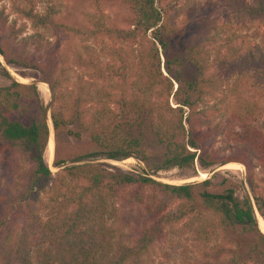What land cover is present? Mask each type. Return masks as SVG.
I'll list each match as a JSON object with an SVG mask.
<instances>
[{"label": "trees", "instance_id": "16d2710c", "mask_svg": "<svg viewBox=\"0 0 264 264\" xmlns=\"http://www.w3.org/2000/svg\"><path fill=\"white\" fill-rule=\"evenodd\" d=\"M78 1L93 12L63 20L54 5L9 0V20L0 9V58L39 72L51 92L48 109L34 83L0 86V165L13 185L0 192V264H33L36 250L40 264H138L165 243L181 250L179 264H264L254 211L264 219V0H231L236 29L262 38L229 40L219 70L216 37L178 26L177 0ZM108 4L121 7L120 24L102 17ZM219 96L223 110L202 106ZM48 112L55 172L44 160ZM222 113L238 132L225 133ZM128 158L140 173L100 162ZM231 163L251 196L218 173L182 185L153 178Z\"/></svg>", "mask_w": 264, "mask_h": 264}, {"label": "rangeland", "instance_id": "374dc122", "mask_svg": "<svg viewBox=\"0 0 264 264\" xmlns=\"http://www.w3.org/2000/svg\"><path fill=\"white\" fill-rule=\"evenodd\" d=\"M46 4L56 6L63 20H67L70 16L76 15L77 18H80L79 12L82 9L91 13L93 12L90 7L83 5L82 2L78 0H39V10H41ZM230 5L231 0H177L176 3L173 5L174 8L172 11V15L178 26H183L184 30H187L189 34L197 33L198 29L206 27L204 33H209L210 36L216 37L219 43L216 44V48H214V50L212 51L211 60L213 62L214 68L218 70L220 66L219 61L223 59L224 55H228L229 45H227V42L229 40H233L234 45H240L245 48L248 46L257 45L260 42V39L262 38L261 34H258V32L253 28L250 30L236 29L237 27L234 23L235 17L233 16V11L230 8ZM0 9H4L5 14H10L9 0H0ZM101 10L102 17L105 20L107 19L108 23H121L123 12L120 6L116 4H108L103 6ZM14 18L15 16L13 14H10L9 20H13ZM211 23H213V25L217 24V28L213 27ZM31 34H33V31L28 26L26 34L24 35ZM49 38L51 42L57 41L55 40V38ZM70 69L71 71L68 75L71 78V81H73V78L76 77L75 72L77 69H75L74 66H70ZM3 71H5L7 75L3 73ZM219 75L222 76L223 72H219ZM11 82H18L23 84H36L43 104L49 109L51 103V92L47 84L42 82L40 73L32 69H23L15 66H7L0 58V86H7ZM220 93H223L227 97L229 96L228 90L226 88H223ZM222 101V96H219L218 98L216 97L214 100L206 101L202 106L206 108L208 106L215 105L218 106V109L223 110L224 103H222ZM48 121L50 122L49 112ZM217 123L220 124V127H225V133H236L239 131V128H237L234 123L229 122L228 117H226L224 113H222L219 119H217ZM263 123L264 117L262 118L258 126L264 125ZM50 131L53 140V129L51 124ZM204 131H206V128L202 129V132ZM65 142L66 141H63L62 149L63 147L64 149H66L67 147V145H65ZM47 154L48 153L45 149L44 160L51 169V171L55 172L56 169H54L53 167L54 148L51 162H48ZM100 162L111 167L120 169L121 171L130 173H140L143 169V165L134 158H128L120 162H109L107 160H101ZM232 168L233 169L229 170L224 168L223 166L215 167L208 171H200L197 168V175L195 176L189 175V171H180L176 168H173L170 170L160 171L155 176H153V178H155L157 181L167 184L182 185L186 183L201 182L205 179H209L213 174L218 173L221 177L230 178L234 182L238 183V186H240L238 189L240 195H244L247 193L251 196L249 186L246 183L241 184V181H243L244 174V169L242 165L234 164L232 165ZM255 174L257 177L256 185L260 188L261 193L264 194V184L261 181V178L263 177V170L258 169L255 171ZM201 175H204L205 178L201 177ZM9 179L10 175L8 174V171L4 169L2 165H0V192H3V194L9 195L13 191V185ZM254 211L257 224L260 229V223L264 224V219L260 217L256 208L254 209ZM39 253L40 251L38 250L33 252V264L41 263V260H39ZM182 259L183 257L181 250H176L169 243H165V245L158 246L154 250L150 251L147 255L141 257V259L138 261V264H179L180 260ZM127 264H134V261L130 259Z\"/></svg>", "mask_w": 264, "mask_h": 264}, {"label": "bare ground", "instance_id": "6f19581e", "mask_svg": "<svg viewBox=\"0 0 264 264\" xmlns=\"http://www.w3.org/2000/svg\"><path fill=\"white\" fill-rule=\"evenodd\" d=\"M53 148H54V146H53V140H52V136H51V138L49 140L48 150H47V153H48L47 154L48 155V162H51V160H52V157H53ZM232 165H234V164H228V165L224 166V168L231 170V169H233L232 168ZM235 169H237V168H235ZM201 177H204L205 178L204 175H201ZM259 223H260V221H259ZM260 229H261L262 233L264 234V224L263 223H260Z\"/></svg>", "mask_w": 264, "mask_h": 264}, {"label": "water", "instance_id": "95a60500", "mask_svg": "<svg viewBox=\"0 0 264 264\" xmlns=\"http://www.w3.org/2000/svg\"><path fill=\"white\" fill-rule=\"evenodd\" d=\"M50 124H51V120H50V122H49ZM48 142H49V140H48ZM47 145H48V143H47ZM47 147V146H46Z\"/></svg>", "mask_w": 264, "mask_h": 264}]
</instances>
